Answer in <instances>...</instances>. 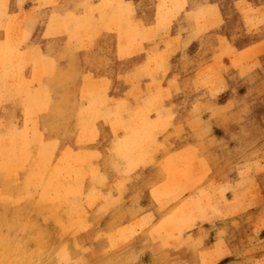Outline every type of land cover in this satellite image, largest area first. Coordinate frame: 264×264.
<instances>
[{
    "label": "rangeland",
    "instance_id": "1",
    "mask_svg": "<svg viewBox=\"0 0 264 264\" xmlns=\"http://www.w3.org/2000/svg\"><path fill=\"white\" fill-rule=\"evenodd\" d=\"M0 264H264V0H0Z\"/></svg>",
    "mask_w": 264,
    "mask_h": 264
}]
</instances>
